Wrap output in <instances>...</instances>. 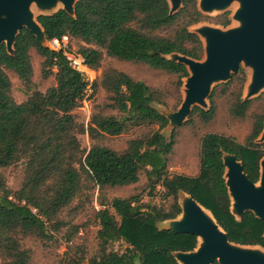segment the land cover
<instances>
[{"label": "trees", "instance_id": "1", "mask_svg": "<svg viewBox=\"0 0 264 264\" xmlns=\"http://www.w3.org/2000/svg\"><path fill=\"white\" fill-rule=\"evenodd\" d=\"M208 20L198 10V0H183L182 9L174 15H170L167 0H80L75 17L64 10L38 17L48 40L69 36L81 41L77 51L91 68L98 70L105 56L145 64L176 76L178 87L189 76L188 70L167 56L178 53L201 60L203 43L189 28ZM214 21L230 25L228 14ZM14 48L11 56L5 45L0 46V170L23 163L24 175L16 191L9 190L0 176V264H32V253L24 247L23 237L52 240V232L62 226L59 216L64 209L83 198L89 200L96 189L135 185L141 171L147 172L149 184H160L173 199L170 211L142 205L137 196L114 198L109 208L97 212L98 255L88 262L83 257L73 258L68 264H178L173 253L193 251L197 238L160 230L158 222L180 215V191L211 211L231 242L264 249V220L251 212L237 220L231 213L223 163L224 153L234 155L249 179L259 181L264 149L255 141L264 128V105L251 114L252 128L244 143L223 134H205L199 175H169V156L176 141L174 134L168 142L160 133L169 122L152 106L162 103L156 89L124 72L103 71L99 86L109 94L110 107L120 116L95 114L89 124L90 137L120 136L130 126L142 124H157L159 129L148 137L130 140L124 153L102 146L86 151L78 138L80 126L74 113L85 97L88 85L84 77L61 53L44 48L27 29L20 31ZM31 49L44 59V78L56 71L57 85L44 93L35 91L25 102L17 103L8 72L16 74L30 90ZM235 79H239L240 89L233 93L228 111L236 119H245L256 100L243 101V76L233 75L223 87L229 88ZM216 95L217 89L210 96L209 111L195 107L191 115L211 123L217 114ZM261 99L264 102V96ZM117 241L126 245L122 254L109 249Z\"/></svg>", "mask_w": 264, "mask_h": 264}, {"label": "rangeland", "instance_id": "2", "mask_svg": "<svg viewBox=\"0 0 264 264\" xmlns=\"http://www.w3.org/2000/svg\"><path fill=\"white\" fill-rule=\"evenodd\" d=\"M237 8L238 4L236 2L225 11L214 12L210 15L204 14L210 20L197 23L189 29L194 31L199 26L204 25L222 29L235 27L237 23L233 20L228 27L217 24L214 20L225 14H228L231 20ZM31 9L34 16L38 17L43 13H54L62 9V6L59 5L57 8L45 12L39 11L36 5H33ZM71 44L76 50L83 45L81 41L74 38H72ZM30 55L33 67V86L30 90L24 88L16 74L8 72L12 81V95L17 103L25 102L35 91L44 93L49 88L57 85L55 79L56 71H54L52 76L44 78L42 75L44 59L35 49L30 50ZM204 57L205 55L203 54L202 60ZM110 69L124 72L134 80L143 82L145 85L156 89L159 92L162 103L155 102L153 106L161 113L166 115L174 114L179 110L184 99L185 79H182V83L178 87L177 77L174 75L152 69L145 64L124 62L105 56L101 67L97 70L99 79L96 83L98 87L95 88L93 86V89L87 96L86 102H82L81 107L77 108L74 112L80 126L78 138L82 148L86 151H89L93 146H102L111 148L119 153H124L128 148L130 140L148 137L159 129V125L157 124H142L140 126H130L120 136L105 135L94 140L90 137L88 133L89 124L95 114L120 116L116 110L110 107L109 94L99 86L103 71ZM252 73L253 70L245 63H242L239 72L236 74L239 78L242 76L245 78L242 86V99L246 98V88ZM230 81L213 85V91L217 89L215 98L217 114L211 123H204L197 114H194L193 116L190 115L183 125L174 129L167 126L160 131L167 141H170L174 134L176 141L173 153L169 156V175L190 177L199 175L201 139L205 134L218 133L233 137L240 143L246 141L253 123L251 114L260 111L262 105H264L261 99L264 96V89L253 98L256 102L252 105L248 116L245 119H236L231 116L228 108L232 102L233 93L238 92L240 89V83L239 79H235L234 83L225 89L223 86ZM225 90L227 93H223ZM210 107L211 102L209 98L205 110L210 109ZM261 144L264 149V143ZM23 175V163L0 170V176L4 178L6 187L12 191L19 189ZM133 196H137L140 204L155 206L163 211H170L173 203V199L166 196V191L160 184H149L146 171L140 172V180L135 185L105 189L103 191L96 189L91 193L89 200L83 198L82 200L75 201L70 207L60 213L59 219L62 221V226L58 231L52 232V240L47 241L31 236L21 239L24 247L32 253V264H68L71 259H80L81 257H83L84 262H88L91 258L96 257L99 253L97 232L100 229L97 212L103 208H109L114 198H130ZM101 202L105 205H101ZM168 223L167 221L160 222L158 225L159 227H166ZM109 249L122 254L126 250V245L122 241H117L112 243Z\"/></svg>", "mask_w": 264, "mask_h": 264}, {"label": "water", "instance_id": "3", "mask_svg": "<svg viewBox=\"0 0 264 264\" xmlns=\"http://www.w3.org/2000/svg\"><path fill=\"white\" fill-rule=\"evenodd\" d=\"M78 1L80 0H0V46L5 45L8 54L14 56L16 39L21 30L27 29L44 48L49 49L48 39L38 22V17L53 15L59 10L35 17L32 6L36 5L39 11L45 12L60 5L62 6L60 10L75 17V6ZM167 2L170 15L176 14L183 7V0ZM236 2L238 8L229 20L230 23L232 20L235 21L237 26L222 29L204 25L194 31L189 29L198 35L203 43L205 55L203 60H194L178 53L167 56L168 60L184 65L189 73V76L184 78V99L177 112L166 115L157 110L153 106L154 103L152 104L168 119L170 128L183 125L195 107L209 111L205 108L212 94L213 85L230 81L233 75L239 72L242 63L253 70L243 101L253 100L264 89V0H198V10L203 15H210L225 11ZM255 142L264 143V128ZM223 163L233 216L241 220L245 213L251 212L256 218L264 220V158L260 161V177L256 183L249 179L244 172L243 163L234 155L224 153ZM232 199L236 201L234 210ZM178 204L181 209L180 215L173 220H167L169 223L166 227L158 225V228L196 236L197 247L199 238L203 239L200 249L196 247L190 252H174L173 256L178 264H264L263 254L246 249L249 246L231 242L212 212L191 195L180 191ZM208 212L212 218L207 215Z\"/></svg>", "mask_w": 264, "mask_h": 264}, {"label": "built area", "instance_id": "4", "mask_svg": "<svg viewBox=\"0 0 264 264\" xmlns=\"http://www.w3.org/2000/svg\"><path fill=\"white\" fill-rule=\"evenodd\" d=\"M71 40L69 36L53 38L48 40V47L54 52L61 53L69 66L84 77L88 85L83 100V103H85L89 92H91L94 84L98 81L99 75L97 70L91 68L87 64L86 59L72 46Z\"/></svg>", "mask_w": 264, "mask_h": 264}, {"label": "bare ground", "instance_id": "5", "mask_svg": "<svg viewBox=\"0 0 264 264\" xmlns=\"http://www.w3.org/2000/svg\"><path fill=\"white\" fill-rule=\"evenodd\" d=\"M258 187L260 186V184L259 185H257ZM232 205H233V207H232V210H234L235 209V207H234V205H236V201H235V199H232ZM207 215L210 217V218H212V216H211V214L208 212L207 213ZM202 244H203V239L202 238H199V244H198V249H200L201 248V246H202ZM253 247V248H252ZM254 247H256V248H254ZM197 249V250H198ZM246 249H252V250H256V251H258V252H260L261 254H263L264 255V250L261 248V247H259V246H249V247H246Z\"/></svg>", "mask_w": 264, "mask_h": 264}]
</instances>
